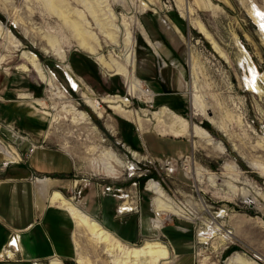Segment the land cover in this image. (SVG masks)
<instances>
[{
  "label": "rangeland",
  "instance_id": "374dc122",
  "mask_svg": "<svg viewBox=\"0 0 264 264\" xmlns=\"http://www.w3.org/2000/svg\"><path fill=\"white\" fill-rule=\"evenodd\" d=\"M253 5L264 10V0H0V23L19 41L17 46L0 33V89L7 85L6 98L17 99L14 103L22 110L37 114L47 139L75 159L71 186L64 193L53 190L93 217V192L107 185L140 190L149 229L134 243L122 242L141 245L159 237L175 256L162 264H230L237 254L264 264V94L245 82L247 74L252 75L249 59L264 87V33L251 14ZM185 6L191 9L189 15ZM99 20L122 25L123 31L114 32L120 44L124 26H129L135 37L134 71L142 81L138 90L131 92L128 78L103 68L79 47L74 21L94 33L99 51L121 62L109 54L115 41L99 29ZM200 23L229 61L200 31ZM24 50L34 52L55 74L56 85H48L31 68L18 67L25 62ZM60 50L63 62L55 53ZM75 56L87 61L89 71L85 68L83 74L72 65ZM63 64H69L67 70ZM68 69L80 78L79 92L71 89ZM195 84L209 103L205 111L194 103ZM109 94L123 96L126 108L139 110L146 122L142 129L102 100ZM85 95L98 99L99 107L88 105ZM162 105L183 116L189 127L205 128L214 140H221L224 151L192 133H162L149 113ZM79 111L87 113L86 121ZM108 149L124 162L113 176L98 169ZM151 182L162 195L154 192ZM134 191L133 205L138 195ZM245 195L255 196L262 205L246 203ZM157 197L162 206H154ZM132 204L125 201L122 207L132 209ZM157 220L163 221L159 230L154 227ZM74 222L77 256L83 255L86 262L72 263L112 264L107 244L97 243ZM114 226L128 236L138 229L136 217L125 223L117 220Z\"/></svg>",
  "mask_w": 264,
  "mask_h": 264
},
{
  "label": "crops",
  "instance_id": "0c3cea01",
  "mask_svg": "<svg viewBox=\"0 0 264 264\" xmlns=\"http://www.w3.org/2000/svg\"><path fill=\"white\" fill-rule=\"evenodd\" d=\"M4 88L0 89L3 101L0 103V264H32L33 259L50 264L53 258L60 264H74L72 261L77 262L74 218L58 204L51 203L50 196L55 188L64 193L71 186L75 159L65 148L55 147L47 139L41 118L22 110L19 102L14 103L17 99L6 98ZM11 128L24 131L29 138L21 140L12 134ZM113 187L116 193L104 188L98 194L93 192L90 208L94 217L121 241L134 243L149 229L148 215L143 213L138 198L141 192L131 187ZM133 191L138 194L139 210L142 205L140 211L122 207L125 201L135 203ZM97 195L99 203L95 205ZM131 217L137 221L135 236H128L114 226L117 220L125 223ZM13 230L19 232L20 250L14 253L16 259L7 260L5 251Z\"/></svg>",
  "mask_w": 264,
  "mask_h": 264
},
{
  "label": "bare ground",
  "instance_id": "6f19581e",
  "mask_svg": "<svg viewBox=\"0 0 264 264\" xmlns=\"http://www.w3.org/2000/svg\"><path fill=\"white\" fill-rule=\"evenodd\" d=\"M184 13L189 15L191 9L189 6L184 7ZM109 14L113 15L112 11H109ZM251 14L254 16L261 26V31L264 33V10L256 5H253L251 8ZM133 20L137 22V19L134 15ZM126 25V24H123ZM128 25V23H127ZM97 26L99 29L105 33V35L115 41V31L120 30L123 31V27L121 24H113V23H104L103 21L99 20L97 22ZM72 27L74 30V35L76 37V41L81 49L93 54L98 61V63L105 69L109 71H114L115 73L122 74L129 81V89L131 92L138 90L139 86H141V79L135 75V63H136V54H135V37L130 30L127 29L129 26H124L125 31L124 38L120 43L115 41V47L112 51H109V54L112 56H116L118 59H121V62L117 59H110L104 53L97 49L96 44V36L91 31H87L81 22L74 21L72 22ZM88 27V26H87ZM200 31L210 40L212 43L213 48L220 53V55L224 56L225 59H228V55L223 51V49L216 43L212 35L206 30L203 24L200 23ZM0 33L3 34L6 40H11V42L15 43L18 46L19 41L14 39V36L8 27H4L2 23H0ZM123 35V34H122ZM95 40V41H94ZM12 43V44H13ZM97 43V42H96ZM159 43H157L158 46ZM98 45V44H97ZM158 48V47H157ZM156 49V48H155ZM56 56L63 62L65 60V54L60 50L56 51ZM22 58H24L23 63L19 65V68L24 70H29L30 68L33 69L40 79L46 82L50 86L56 85V77L55 74L50 70L48 71L39 61L38 56L30 51L24 50L22 51ZM226 60V61H227ZM243 61V60H242ZM124 62V63H123ZM249 66L251 65V77L247 74L246 76V84L248 85L249 89L258 93L264 94V87L259 84V78L261 77L258 71L253 67L251 61H249ZM164 60H160V64H164ZM69 64H63V68L67 70ZM70 71V70H69ZM68 77L72 81L73 84L77 86V81L71 75L68 74ZM68 79V78H67ZM80 80V78H79ZM54 88V87H53ZM76 91H80V86L76 87ZM141 91L148 92L147 89L141 88ZM198 86L195 84V92L193 94V100L196 106L205 111L207 103L204 98H202L201 94L198 93ZM85 101L90 105L92 108H98L100 102L98 99L85 95ZM37 102L40 104L44 103L43 99H36ZM102 100L109 102L110 106L115 108L116 110L120 111L124 116L134 121L139 129H142L144 124L146 123L143 116L140 115L139 110L136 109H128L126 108L123 103L125 102V98L121 95H105L102 97ZM203 111V112H204ZM81 114V118L86 121L87 113L85 111H79ZM150 115L156 121V125L160 126V131L162 133L169 132L176 136H184V134L192 133L194 136H198L199 138L204 140L206 145L215 144L214 148H218L220 151H224V145L221 140H214L210 133L200 125L195 124L194 126L189 127L188 121L178 114L176 111L171 109L168 105H162L157 110H153L149 112ZM147 119H149L147 117ZM214 119V118H213ZM213 121V120H212ZM216 122V120L214 119ZM155 123V122H154ZM162 127V128H161ZM158 129V128H157ZM14 136L18 135L17 133H13ZM118 156V155H117ZM116 156L115 152L109 150L106 152L104 151L102 157V161L99 162L98 169L100 172L105 173L106 175H111L116 173L115 169L118 165L121 166L124 164L118 157ZM13 157V156H12ZM226 167H230L229 163H226ZM264 169V166H262ZM214 175V174H212ZM116 177V176H115ZM150 187L154 190L155 193L162 195V189L158 186L157 183L151 182ZM51 194V193H50ZM51 203H56L75 219L77 227L82 230L85 229L88 231L91 238L97 243H106L107 244V253L110 257L112 264H162L163 262L173 261L175 257L168 245L162 241L159 237L149 239L147 238L141 245H125L117 236H115L108 228L103 226L101 222L93 217L90 213H88L85 209L81 208V206L72 202L69 198H67L60 190H54V192L50 196ZM154 206L159 207L162 206V202L158 199V197L154 201ZM245 202L249 204H259L260 202L257 201L255 196L245 195ZM125 204V203H124ZM127 206V205H126ZM163 221L157 220L155 222L154 227L159 230ZM218 228V227H216ZM220 228V227H219ZM218 228V229H219ZM222 230V229H220ZM227 231V230H226ZM230 232V231H229ZM227 233V232H226ZM223 236H229L224 234ZM80 237V236H79ZM77 238V237H76ZM130 243V242H129ZM10 255L12 253L10 252ZM79 256V255H78ZM77 256V262L84 263L86 260L84 259L83 255L80 257ZM257 256V255H255ZM260 259V256H257ZM231 263L235 262L237 264H258L255 259L253 258H246L240 254H237L231 261ZM230 263V264H231ZM54 264H60V262L55 261Z\"/></svg>",
  "mask_w": 264,
  "mask_h": 264
},
{
  "label": "built area",
  "instance_id": "2783aa9c",
  "mask_svg": "<svg viewBox=\"0 0 264 264\" xmlns=\"http://www.w3.org/2000/svg\"><path fill=\"white\" fill-rule=\"evenodd\" d=\"M73 71V70H72ZM70 72L69 69L68 71H66V76H67V80L68 82L70 83V86H71V89L72 90H75L76 91V87L80 86V81L79 79L76 77V75L74 74V72ZM71 74L73 75V77L75 79H77V86L75 84L72 83V81L70 80V78L68 77V74ZM12 130V134L15 132L17 133L18 135H16L18 138H20L21 140H27L29 137L28 135H24L22 134L21 132L17 131L16 129L14 128H11ZM31 150L34 149V146L32 145V147L30 148ZM105 191H111L113 193H116L115 192V189L113 186L111 185H107L104 189ZM128 195V194H127ZM139 207L137 204L133 205L132 204V209L131 210H138ZM158 215V213H157ZM20 250V245H19V232L17 230H13V232H11V234L9 235V240L7 242V248H6V251H5V257L4 259H7V260H12V259H16V256H15V251H19ZM10 252L12 253V255H10ZM54 260H57L56 258H53V259H50V264H52V262H54ZM32 264H42V261L40 259H33L32 261Z\"/></svg>",
  "mask_w": 264,
  "mask_h": 264
},
{
  "label": "trees",
  "instance_id": "16d2710c",
  "mask_svg": "<svg viewBox=\"0 0 264 264\" xmlns=\"http://www.w3.org/2000/svg\"><path fill=\"white\" fill-rule=\"evenodd\" d=\"M77 55V54H76ZM72 65L75 64V66L84 74V72L89 71L87 61H84L83 58H80V56L73 57V62L71 61ZM86 68V71L84 70Z\"/></svg>",
  "mask_w": 264,
  "mask_h": 264
}]
</instances>
